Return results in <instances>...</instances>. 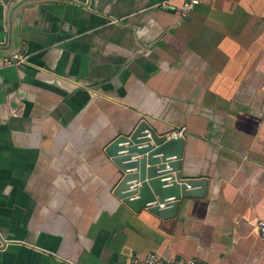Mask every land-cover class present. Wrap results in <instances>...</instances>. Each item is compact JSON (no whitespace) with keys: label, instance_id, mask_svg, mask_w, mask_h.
<instances>
[{"label":"crops","instance_id":"crops-1","mask_svg":"<svg viewBox=\"0 0 264 264\" xmlns=\"http://www.w3.org/2000/svg\"><path fill=\"white\" fill-rule=\"evenodd\" d=\"M182 5L0 0V264H264V0ZM142 122L207 182L169 220L114 195Z\"/></svg>","mask_w":264,"mask_h":264},{"label":"water","instance_id":"water-1","mask_svg":"<svg viewBox=\"0 0 264 264\" xmlns=\"http://www.w3.org/2000/svg\"><path fill=\"white\" fill-rule=\"evenodd\" d=\"M184 143L159 136L145 122L117 137L106 148L118 169L114 195L134 212L145 209L163 220L176 217L182 199L203 197L206 180L181 178Z\"/></svg>","mask_w":264,"mask_h":264},{"label":"built area","instance_id":"built-area-1","mask_svg":"<svg viewBox=\"0 0 264 264\" xmlns=\"http://www.w3.org/2000/svg\"><path fill=\"white\" fill-rule=\"evenodd\" d=\"M206 0H182L183 5L181 7V12L183 14H189L194 10L195 7L201 5ZM20 58V57H19ZM184 130L173 131L167 135L168 139H178L184 137ZM259 229L262 238H264V218H262L259 223ZM134 264H205L202 261L196 259H187V258H180L174 260H164L156 253H151L149 256L144 260H137L134 261Z\"/></svg>","mask_w":264,"mask_h":264}]
</instances>
